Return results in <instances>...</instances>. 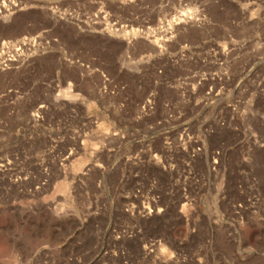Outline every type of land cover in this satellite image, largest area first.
Wrapping results in <instances>:
<instances>
[{
  "label": "rangeland",
  "instance_id": "374dc122",
  "mask_svg": "<svg viewBox=\"0 0 264 264\" xmlns=\"http://www.w3.org/2000/svg\"><path fill=\"white\" fill-rule=\"evenodd\" d=\"M137 183L163 214L129 218ZM144 241L264 264V0H0V264Z\"/></svg>",
  "mask_w": 264,
  "mask_h": 264
},
{
  "label": "bare ground",
  "instance_id": "6f19581e",
  "mask_svg": "<svg viewBox=\"0 0 264 264\" xmlns=\"http://www.w3.org/2000/svg\"><path fill=\"white\" fill-rule=\"evenodd\" d=\"M5 11H7V10H5ZM154 188L155 187L152 184L151 185L149 184V186L142 188L141 185H139L137 183V186L135 187V189H133L131 192L127 193L128 197L127 198L125 197L126 201H125V205H124L123 210L129 216V218H131L132 220H137V219L146 220V219H149L150 217H153V216H159L166 211V209H167L166 204L160 203L159 198L154 196V194H151V196H149L150 192L153 191ZM155 195H157V194H155ZM134 228H136V227H134ZM135 235L141 236L140 231L135 229V232L133 233L132 236H135ZM146 243H148V244H146ZM152 246H154L153 242L144 241V243L142 245L143 256L132 257L129 259L128 262L124 261L123 264H142L140 262V260H143L145 256L147 257L150 255V253L152 252V249H151ZM176 257L178 259H180L181 261L179 260V262H176L175 264H184L183 260L181 259L179 254H177Z\"/></svg>",
  "mask_w": 264,
  "mask_h": 264
}]
</instances>
